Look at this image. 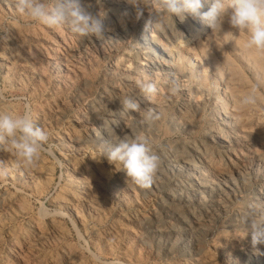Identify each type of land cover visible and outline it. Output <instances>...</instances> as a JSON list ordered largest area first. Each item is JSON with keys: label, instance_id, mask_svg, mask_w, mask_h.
<instances>
[{"label": "rangeland", "instance_id": "1", "mask_svg": "<svg viewBox=\"0 0 264 264\" xmlns=\"http://www.w3.org/2000/svg\"><path fill=\"white\" fill-rule=\"evenodd\" d=\"M91 3L107 12L102 40L0 0V111L30 105L51 147L25 167L0 146V264H264L242 219H264V51L227 23L164 16L161 30L128 0ZM136 135L160 160L147 189L105 157Z\"/></svg>", "mask_w": 264, "mask_h": 264}, {"label": "clouds", "instance_id": "2", "mask_svg": "<svg viewBox=\"0 0 264 264\" xmlns=\"http://www.w3.org/2000/svg\"><path fill=\"white\" fill-rule=\"evenodd\" d=\"M16 10L30 21L39 22L49 28L66 27L69 31L81 37L92 36L98 40L107 37L112 31L105 21L107 12L101 14L100 9L93 10L91 0H14ZM136 9L139 19L145 10L155 17V26L163 30L166 27L164 16L176 17L183 22L187 16L199 18L213 32L222 30L225 23L236 30L249 33L246 48L264 51V0H128ZM207 8L206 11L202 9ZM226 17V19H225ZM141 91L151 96L158 92L154 81L139 82ZM178 87L169 89L176 93ZM254 96L249 95L244 103L254 102ZM121 104L125 109L140 111L139 103L132 97H125ZM146 123L159 120V115L152 109L142 111ZM49 133L40 127L32 116L30 105H25L22 115L0 111V146L9 145L15 152L18 164L28 167L38 160L40 153L51 154L48 144ZM107 160L112 165H120L126 178L141 188H150L159 168L160 160L150 147V141L145 135L119 139L108 149ZM50 211L41 208V214ZM243 223L251 235L255 248L264 244V219H257L254 212H249L243 218Z\"/></svg>", "mask_w": 264, "mask_h": 264}, {"label": "bare ground", "instance_id": "3", "mask_svg": "<svg viewBox=\"0 0 264 264\" xmlns=\"http://www.w3.org/2000/svg\"><path fill=\"white\" fill-rule=\"evenodd\" d=\"M125 6V5H124ZM132 17V16H131ZM140 43V42H139ZM159 64V63H158ZM88 99V98H87ZM225 121V120H224ZM135 129V128H134ZM115 133V132H114ZM127 133V132H126ZM65 136V135H64ZM175 148V147H174ZM79 154V153H78ZM106 157V156H105ZM74 161H76V160H74ZM78 161V160H77ZM76 163V162H75ZM231 166V165H230ZM74 168V167H73ZM164 169V168H163ZM71 170V169H70ZM162 170V169H161ZM45 172V171H44ZM180 177V176H179ZM77 179V178H76ZM77 181V180H76ZM75 181V182H76ZM108 183V182H107ZM195 184V183H194ZM81 187V186H80ZM69 190V189H68ZM82 193V192H81ZM21 201V200H20ZM62 201V200H61ZM68 202V201H67ZM22 204V203H21ZM57 205H58V203H57ZM60 205V204H59ZM79 206V205H78ZM64 207V206H63ZM156 207V206H155ZM65 208V207H64ZM21 209V208H20ZM86 212V211H85ZM65 213V212H64ZM78 213V212H77ZM59 214V213H58ZM79 214V213H78ZM81 215V214H80ZM39 216H40V214H39ZM84 216V215H83ZM41 217V216H40ZM43 218V217H42ZM52 220V219H51ZM82 221V220H81ZM84 221V220H83ZM62 223V222H61ZM197 223V222H196ZM53 228V227H52ZM58 228V227H57ZM54 229V228H53ZM61 232V231H60ZM62 233V232H61ZM60 234V233H59ZM158 234V233H157ZM62 235V234H61ZM41 236H42V234H41ZM184 239V238H183ZM43 246V245H42ZM29 250V249H28ZM44 250V249H43ZM44 252V251H43ZM37 253V252H36ZM39 257V256H38ZM73 258V257H72ZM91 261V260H90ZM97 264V263H96Z\"/></svg>", "mask_w": 264, "mask_h": 264}]
</instances>
